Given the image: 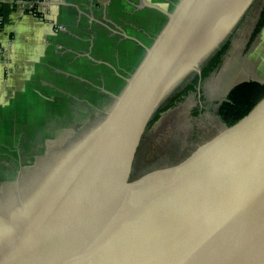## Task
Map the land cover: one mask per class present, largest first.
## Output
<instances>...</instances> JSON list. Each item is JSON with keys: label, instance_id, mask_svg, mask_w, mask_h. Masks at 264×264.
<instances>
[{"label": "water", "instance_id": "1", "mask_svg": "<svg viewBox=\"0 0 264 264\" xmlns=\"http://www.w3.org/2000/svg\"><path fill=\"white\" fill-rule=\"evenodd\" d=\"M256 1L148 6L149 24L51 137L88 112L82 124L1 196L0 264H264V100L223 129L212 107ZM234 33L198 92L148 130ZM146 131L157 135L135 165Z\"/></svg>", "mask_w": 264, "mask_h": 264}, {"label": "crops", "instance_id": "2", "mask_svg": "<svg viewBox=\"0 0 264 264\" xmlns=\"http://www.w3.org/2000/svg\"><path fill=\"white\" fill-rule=\"evenodd\" d=\"M172 0H2L0 138L20 118L48 124L79 104ZM7 134V133H6Z\"/></svg>", "mask_w": 264, "mask_h": 264}, {"label": "rangeland", "instance_id": "3", "mask_svg": "<svg viewBox=\"0 0 264 264\" xmlns=\"http://www.w3.org/2000/svg\"><path fill=\"white\" fill-rule=\"evenodd\" d=\"M255 21L254 14L237 52L221 80L212 105L215 120L221 129L223 123L217 110L227 92L233 86L244 81L264 82V29L253 45L247 44ZM75 106L76 104L72 103L71 110ZM62 115L65 117L67 113ZM63 118H55L48 124L42 123V121H27L18 118L11 121L9 127L2 129L4 136L0 138V186L15 174L20 165L25 166L33 161L39 150L51 139L54 129Z\"/></svg>", "mask_w": 264, "mask_h": 264}, {"label": "trees", "instance_id": "4", "mask_svg": "<svg viewBox=\"0 0 264 264\" xmlns=\"http://www.w3.org/2000/svg\"><path fill=\"white\" fill-rule=\"evenodd\" d=\"M2 9V0H0V11ZM264 28V19L260 22L255 36L259 35ZM3 29V20L0 12V31ZM231 44L229 39L218 51L209 59L202 68V79L193 75L186 83L176 91L158 110L149 124L148 130L159 120L160 115L175 106L191 93L198 92L200 80H205L222 61L223 55L228 51ZM264 100V84L255 80H248L235 85L227 94L218 107V115L227 127H233L252 113V111ZM147 130V131H148Z\"/></svg>", "mask_w": 264, "mask_h": 264}, {"label": "flooded vegetation", "instance_id": "5", "mask_svg": "<svg viewBox=\"0 0 264 264\" xmlns=\"http://www.w3.org/2000/svg\"><path fill=\"white\" fill-rule=\"evenodd\" d=\"M251 11H255L254 13H255L256 21H255V23H254V25L252 27L251 33H250L249 38H248V41H247V44L249 46L253 45V43L257 40V38L259 36V35H257L256 37H254L255 36V32H256V30H257L260 22L264 19V0H257L254 3V5L252 6V8L250 9V11L248 13H250ZM245 19H246V17L243 19V21ZM238 28H237V30H238ZM236 31H235V33H236ZM235 33L230 38L231 39V44H230L229 49L232 47V43H233V39H234L233 37H234ZM214 71H212V73ZM209 76L207 78H209ZM207 78L205 80H202L201 86L204 83V81L207 80ZM190 79H192V78H190ZM189 82H190V80H188V83ZM198 87H199V85H198ZM191 94H194V93H191ZM178 103L175 106L171 107L168 111L165 112L167 117H169V114L170 115L177 114V111L175 109H178V108L181 107V105L179 106ZM87 113L82 114V116H84V117H78V118H73V119H70L69 118L68 121L69 122L71 121L73 123H69L66 127H64L63 129H61L60 131L58 130V132L55 135V137L54 136L51 137V139H49L45 143V145L41 148V150H39L38 155L33 159V161H31L30 164H27L25 166L20 165L19 168L15 171V174L12 175L10 177V179L4 181V183H3V185H2V187L0 189V198H1L2 195H4L6 189L9 186L12 187L14 184H16V182L25 181L27 178H29L31 176V174L33 173L35 167H37L39 163H42L44 161V158H45L44 156H46L47 154H50L53 151V149L58 148L61 142L66 141V139H67L66 136L70 133V131L73 132V130L75 128H78L82 124V122H83L82 120L86 118ZM72 120H74V121H72ZM75 120H77V121H75ZM160 120H161V117H160ZM222 123H223V128H225L226 124L223 121H222ZM217 133H218V131L215 134H217ZM156 135L157 134L155 133L152 136H148L147 135V131H146V133H145V135H144V137L142 139V142L140 144V147L138 149V153H137L136 160H135V165L137 164V162H138V164H140L139 162H143V161H145L147 159L146 151H149L150 148H151V146H153V144H154V138L156 137ZM214 136L215 135H213V137ZM211 138H212V136L210 138H208V140L211 139ZM204 142H201V144L204 143ZM201 144L200 143L197 144V148ZM141 150H144V152L142 154H141ZM183 159H184V157L181 160H183ZM173 164H175V163H173ZM173 164H171V165H173ZM167 165H170V164H165L164 166H167Z\"/></svg>", "mask_w": 264, "mask_h": 264}, {"label": "built area", "instance_id": "6", "mask_svg": "<svg viewBox=\"0 0 264 264\" xmlns=\"http://www.w3.org/2000/svg\"><path fill=\"white\" fill-rule=\"evenodd\" d=\"M29 2L30 11L38 14L40 5L46 3L48 0H27Z\"/></svg>", "mask_w": 264, "mask_h": 264}]
</instances>
